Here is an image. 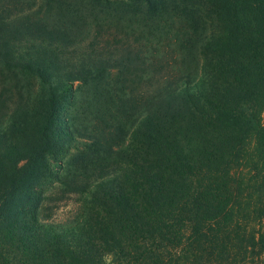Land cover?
<instances>
[{
  "label": "trees",
  "instance_id": "obj_1",
  "mask_svg": "<svg viewBox=\"0 0 264 264\" xmlns=\"http://www.w3.org/2000/svg\"><path fill=\"white\" fill-rule=\"evenodd\" d=\"M0 264H264V0H0Z\"/></svg>",
  "mask_w": 264,
  "mask_h": 264
},
{
  "label": "rangeland",
  "instance_id": "obj_2",
  "mask_svg": "<svg viewBox=\"0 0 264 264\" xmlns=\"http://www.w3.org/2000/svg\"><path fill=\"white\" fill-rule=\"evenodd\" d=\"M78 205V201L73 197L70 200L65 201L60 205L59 209L56 212L59 218H63L68 215L76 206Z\"/></svg>",
  "mask_w": 264,
  "mask_h": 264
}]
</instances>
